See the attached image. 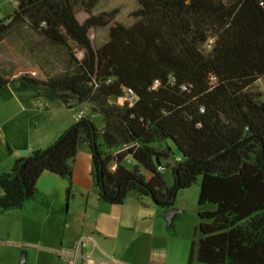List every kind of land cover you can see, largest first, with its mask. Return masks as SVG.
<instances>
[{
	"label": "trees",
	"instance_id": "16d2710c",
	"mask_svg": "<svg viewBox=\"0 0 264 264\" xmlns=\"http://www.w3.org/2000/svg\"><path fill=\"white\" fill-rule=\"evenodd\" d=\"M136 1L137 20L111 24L101 45L91 36L108 25L100 0H16L0 19V39L27 25L67 51L63 72L23 80L68 108L91 103L104 116L105 147L95 123L79 118L0 173V212L35 197L44 172L72 184L87 145L100 199L111 204L136 192L167 208L202 177L188 264H264V100L253 89L264 78V0ZM9 82L0 70V86ZM170 141L180 153L167 164L172 185Z\"/></svg>",
	"mask_w": 264,
	"mask_h": 264
},
{
	"label": "rangeland",
	"instance_id": "374dc122",
	"mask_svg": "<svg viewBox=\"0 0 264 264\" xmlns=\"http://www.w3.org/2000/svg\"><path fill=\"white\" fill-rule=\"evenodd\" d=\"M16 8L17 4L14 0H0V19L13 14ZM138 8L136 0H100L96 13L103 14L108 25L91 31L95 43L101 45L109 39L110 25L116 21L125 25L133 24L137 20L134 12ZM67 60L68 54L64 48L51 43L27 25L16 27L10 34L0 39V70L7 77L15 74L16 79L25 84H27L23 80L25 75L45 79L48 75L63 72L68 66ZM25 87L6 89L0 86V121L7 115L6 106L14 99L13 93L20 94L27 111L25 116L27 121L25 124L24 120V124L26 125L25 133L31 141V144L27 146L29 155L34 151L30 149L31 145L48 147L50 144L44 143L45 139L48 138L49 141L54 142L58 137L59 127L76 122L79 119L78 109L84 110L85 117H89L95 123L98 142L102 145L104 116L102 112L95 111L91 103H81L68 108L55 94L42 85L28 83ZM253 89L260 92L264 100V78L257 81ZM6 130L4 128V131ZM55 135H57L56 138H54ZM170 145L174 148V154L168 159H163V163L167 167L164 171L166 180L169 185H172L174 182L172 167L167 164H173L180 153L171 141ZM102 149H105L103 145ZM9 156L11 155L8 154L7 157ZM5 160L6 158L2 159L0 154V173L4 169H9ZM125 164L129 167L134 166V163L129 160H126ZM12 168L10 167V170ZM40 178L38 193L35 197L26 201L21 208L8 209L0 214V260L3 263L10 259L12 251L20 262L22 252L26 251L25 264H32L38 253V245L59 242L66 229L77 230L81 227L85 216L92 221L98 215L99 189L92 154L87 145H81L78 149L73 164L72 184L68 178L63 177L43 175ZM201 180L200 176L193 185L179 190L174 202V207L181 212L174 217L173 230L178 232L177 238L182 239L189 246V252L193 247V241L195 240L196 243L198 241L195 233L199 223L198 201ZM131 194L130 197H126L120 209L125 212L124 218L126 216L128 221L125 223L143 225V216L137 215L139 207L154 208L153 205L156 206V204L150 199L139 202L137 193ZM134 211H136L135 216H133ZM160 213L158 210L157 214ZM12 247L14 250L10 249ZM195 250L197 254V245ZM196 260L195 255V263H197Z\"/></svg>",
	"mask_w": 264,
	"mask_h": 264
},
{
	"label": "crops",
	"instance_id": "0c3cea01",
	"mask_svg": "<svg viewBox=\"0 0 264 264\" xmlns=\"http://www.w3.org/2000/svg\"><path fill=\"white\" fill-rule=\"evenodd\" d=\"M8 77L10 82L6 89H23L28 84L18 81L15 74ZM13 95L14 99L6 106L7 115L0 121V154L2 159L6 158L5 161L9 166V169H4L2 172H8L17 159L29 155L27 146L31 144L28 134L25 133L26 106L20 94L13 93ZM77 104L79 103L74 102L75 106ZM94 110L97 111L95 108ZM73 123L59 127L58 137ZM4 128L7 130L4 131ZM49 140L45 139L44 143L47 142L48 145L53 142ZM42 146L45 145H31L30 149L34 151L43 149ZM7 153L11 155L9 158ZM43 175L59 177L50 172H44L40 177ZM131 195L128 194L129 197ZM137 197L140 202L139 196ZM98 201L99 210L95 219L89 221L88 216H85L81 227L77 230L66 229L59 242L38 245V253L32 264H188L193 247L189 252V246L182 239L177 238L178 232L173 230L174 217L181 211L173 216V221L169 225L166 215L163 214L165 208L156 207L158 205L148 209L139 207L137 215L143 216L144 224L131 225L125 223L128 221L126 216L124 218L125 212L120 210L122 204L105 202L100 196ZM158 210L160 214H157ZM2 213L4 211L0 212ZM135 215L136 211L133 213V216ZM10 249L14 250V247ZM0 264H20V262L12 251L10 259L6 260V263L0 260Z\"/></svg>",
	"mask_w": 264,
	"mask_h": 264
},
{
	"label": "water",
	"instance_id": "95a60500",
	"mask_svg": "<svg viewBox=\"0 0 264 264\" xmlns=\"http://www.w3.org/2000/svg\"><path fill=\"white\" fill-rule=\"evenodd\" d=\"M181 210L177 209L173 206L169 207V208H165L164 211H163V214L166 215L168 221H169V225L172 223L173 221V216L179 212ZM26 259H27V252L26 251H23L22 252V256H21V259H20V264H25L26 262Z\"/></svg>",
	"mask_w": 264,
	"mask_h": 264
},
{
	"label": "built area",
	"instance_id": "2783aa9c",
	"mask_svg": "<svg viewBox=\"0 0 264 264\" xmlns=\"http://www.w3.org/2000/svg\"><path fill=\"white\" fill-rule=\"evenodd\" d=\"M16 2V0H14ZM46 107H48V104H46ZM85 114L84 110L78 109V118L83 117Z\"/></svg>",
	"mask_w": 264,
	"mask_h": 264
}]
</instances>
